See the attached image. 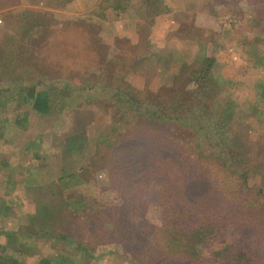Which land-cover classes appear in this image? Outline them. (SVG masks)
Here are the masks:
<instances>
[{
    "label": "rangeland",
    "instance_id": "rangeland-1",
    "mask_svg": "<svg viewBox=\"0 0 264 264\" xmlns=\"http://www.w3.org/2000/svg\"><path fill=\"white\" fill-rule=\"evenodd\" d=\"M25 9L51 35L23 58L34 73L0 80V264H222L211 247L192 255L188 234L240 206L261 215L264 0H0V36ZM203 57L219 59L211 79L187 71ZM41 73L56 77L48 113L27 94ZM182 102L175 126L143 115ZM240 222L234 237L264 264L263 221Z\"/></svg>",
    "mask_w": 264,
    "mask_h": 264
},
{
    "label": "trees",
    "instance_id": "trees-1",
    "mask_svg": "<svg viewBox=\"0 0 264 264\" xmlns=\"http://www.w3.org/2000/svg\"><path fill=\"white\" fill-rule=\"evenodd\" d=\"M18 17L19 19L17 21V24L10 27L12 31H10V29L8 32L3 31L1 32L2 35L0 36V80L3 83L7 82L11 84V82L14 83L17 80H22L25 74L29 75L30 73H34L32 72V67L36 65L35 61H33L32 63L31 61L26 59L25 62L23 58H25V55L28 52L38 53L40 48H42L45 45V41L51 35L50 32L51 25L49 22H47L49 19H47L46 13H39L33 9H25V12L19 13ZM34 43H37V46H34ZM202 53H203V49H199L196 58L197 61L201 60ZM34 56L35 54L32 55L31 57ZM214 61H215L214 58L203 57L201 61L202 62L201 67H198V65L195 67L194 64H192L189 66L190 68H188L187 71L190 72L191 69L195 74H200V76L205 77V79H211V75L209 71L213 67ZM204 63L207 64L206 68H204ZM126 73H127V68H124L120 74L119 73L117 74L119 75V77L118 76L116 77V74H114L113 76L117 79H126ZM95 77L96 79H102V71H99V73L95 75ZM51 78H56V77H53V74H49L48 76V73L47 75L41 73V79H38L37 84H34L30 89L27 88L28 89L27 94L29 98L32 99L33 101L32 107L38 112L48 113L52 107L54 93L52 91V87L50 86L51 82L48 80ZM122 81L126 83L125 80ZM57 82L58 81H55V83ZM58 83H60V81ZM66 83L67 86L69 87L71 86L70 83H68V80ZM38 85H42L43 87L41 89H37ZM211 86L212 85L210 86L207 85V94H209L208 87ZM110 87H114L115 91H117L118 89L117 85L116 86L111 85ZM259 93L260 95H262V99L264 100V88L260 89ZM218 99L222 100L223 96L218 97ZM0 104H2L1 101ZM212 104L213 106L220 108L217 101L212 102ZM229 110L230 109L226 107L221 111V115L223 114V119H221L223 124H224L223 120L225 121L226 119L225 117L228 116V118H230V115L232 114L231 111ZM143 113L144 116L151 118L153 120L164 118L163 120L175 126V124H179V121L182 122L184 119H188L191 111L189 108L187 109V105L184 102L180 103L177 107H173L171 104L166 105V104L153 103L152 105L146 107V110ZM18 122L21 123V121ZM222 123L218 121L217 125L219 126L223 125ZM244 164H246V166L251 168V166L248 165L250 164V162ZM246 172L247 173H244L246 179L242 180L243 184L245 185L249 183V180H247L248 178L247 174H250V172L248 171ZM255 172H256V167H255ZM258 182H260L259 185L255 184L252 187V189L257 188L258 190L257 193H254V191L251 190L253 193L250 194L255 197L258 196L260 200H264V187H263L264 185H262L264 184V177L263 179H260ZM77 202L79 203V205L83 203L85 204V201L84 199H82V197ZM257 207L259 209V213L261 212L259 218H258L259 214L258 215L255 214L247 206L245 207L240 206L241 212H239L237 216L236 215L232 216L230 219L229 217L227 219H224L222 215H218L216 217L208 216L207 218L208 221L206 222L212 221L210 223H205V219H203L204 221L202 220L203 223L201 224V227H198L192 233L188 234L190 240L194 241V250L192 252V255H199V253L196 251V245L200 244L208 248L209 247L213 248L215 251L212 252V255L221 256V259L223 261L221 262L222 264H251V262H255V257H252L251 250L248 249V252H244L245 248L241 246V240L237 239L234 236H236L237 232H241L237 230L238 228L246 229L247 227L250 226V223L242 224L240 222V224H236V222H239L240 220L251 219V222H253L256 221V219H260L263 221L262 223L264 224V204L261 203ZM247 208L249 209V211L247 210ZM234 209L237 211V206H234ZM106 222L107 221H104V223ZM217 227H221V230L218 229ZM229 227L234 228L233 231L234 234L232 238L229 237L228 235ZM218 230H220L222 234H218L219 232ZM220 246L223 247L219 248ZM243 253H245L246 255H244Z\"/></svg>",
    "mask_w": 264,
    "mask_h": 264
},
{
    "label": "crops",
    "instance_id": "crops-1",
    "mask_svg": "<svg viewBox=\"0 0 264 264\" xmlns=\"http://www.w3.org/2000/svg\"><path fill=\"white\" fill-rule=\"evenodd\" d=\"M166 32V31H165ZM180 41L179 40H176L175 41V46L179 43ZM193 47L195 48V47H197V50H193V49H191V51L190 52H194V55H193V57H191L194 61H195V59L197 58V54H198V52H199V47L198 46H196V45H193ZM177 48H178V46H177ZM222 50H225V49H222ZM222 50H220L218 53V55H221V52H222ZM173 54V53H172ZM193 54V53H192ZM217 55V56H218ZM165 56V55H164ZM151 60H153V58L151 59ZM215 60L217 61V60H219L218 59V57H216L215 58ZM261 60V59H260ZM262 65H264V58H262ZM253 63H254V61H251V64L253 65ZM258 64L259 63H257L256 65L254 64V68H259L260 66H258ZM134 67V66H133ZM136 73V72H135ZM138 74H133V75H131V77L133 78V77H135V76H137ZM167 79H171V77H169V78H167ZM174 79V78H173ZM176 79V78H175Z\"/></svg>",
    "mask_w": 264,
    "mask_h": 264
}]
</instances>
